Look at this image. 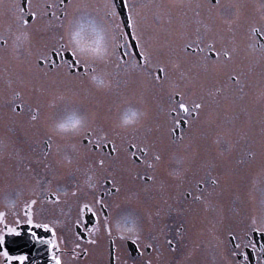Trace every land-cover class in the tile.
Masks as SVG:
<instances>
[{"label":"rangeland","instance_id":"374dc122","mask_svg":"<svg viewBox=\"0 0 264 264\" xmlns=\"http://www.w3.org/2000/svg\"><path fill=\"white\" fill-rule=\"evenodd\" d=\"M32 1L34 3L37 2V0ZM124 1L125 4L136 3L137 9L143 18L144 37L145 39L151 38V42L159 49L161 54L167 52L170 42L182 45L185 39L193 38L195 29L198 27L201 33H203L206 26H210L214 31L219 30L218 34L223 36L226 43L235 37L236 41L240 44L241 52L236 57L234 67L236 71L242 73L241 86L243 92L237 91V86L228 83V70L204 79V90L201 92L199 88L197 89L198 94L205 95L208 104L206 112L201 117V122L197 126L198 130L201 131L197 139L199 146L194 147L191 154L190 150H188L187 156L188 158L189 156L193 157V165H189L190 167L187 169L183 166L184 171H180V169L177 171V186L172 190L175 192L174 195L179 199L184 195L185 191L191 190L189 189L191 188L190 186H185L187 183H191V181H188L189 179L196 186L197 180L210 178L209 174H212L213 171L221 174V167L217 168V164H214L215 161L211 159L212 157L219 158L222 156V163H220L222 164L221 172L228 174V181L226 184L222 183L219 187L210 188L211 190H216V193H219L222 188V242L226 241L225 239L229 237V232L233 230H235L239 237H243V231L239 227L241 221L251 215L259 216L264 211V156L261 155L259 148V142L262 138L261 129L264 128V59H261L259 45L262 43L259 37L261 36L264 40V32H259L252 37L248 36L250 25L255 24L257 27H260L264 23V21H261V16L264 15V0H222V4L225 7L219 10L220 16L213 19H209L206 7L196 9L195 7L180 6L181 3L187 4L189 2L193 5L196 3L206 4L207 0ZM40 2H43V0H40ZM50 2H56V0H50ZM12 4L15 5V0H0V38L6 39L8 42L4 46L0 45V98L2 99L0 115L6 116L9 110H11L13 104H9L6 100L12 97V94H24L23 100L19 102L23 101L26 108L34 106L32 96L34 86L42 87L44 90L42 99L45 101V104L42 107L41 114L43 111L50 110L51 115L56 117L63 109L64 102L56 101L55 106L48 107L47 101L53 100L56 96L63 94L68 98L66 102L78 108L81 113L84 110H82L83 106L79 100L83 104L85 102L90 103L94 109L99 110L101 108V111H107L111 107V104H113L112 106L115 109L117 108L115 105L121 104L124 99L132 100L130 101L131 106L139 108L140 101L143 99L151 105L153 115H155L156 104L160 96L159 91L150 90V88L145 89L142 77L131 69H125L124 73L117 72L116 63L114 64L116 71L113 76L109 74L110 66L108 63L104 62L103 65L89 63V66L94 69V66L104 67L109 75L108 79L110 78L109 85L113 84L111 93L114 94H112V97L110 95L100 96L105 97L104 100L95 96L92 100V95L93 93L109 94L110 88L109 91H102L91 84L80 87L76 81L80 79L78 75L69 76L67 72L55 70L54 73L49 72L48 75L43 76L35 64L36 54L41 50H48L55 45H59L61 41L60 36L63 34L62 29L46 27V21H41L40 24L34 23V38L31 41V49L33 55L35 54L34 62L32 60L34 72H31L32 69L29 65L22 66L20 63V71L23 72L21 74H24V78H21L22 75H18V68H12V62L10 63L9 58L10 50L13 47V42L11 45V40L13 41L11 30L14 28V10ZM73 4L79 5V8L68 9L70 14L69 20L73 17H80L87 24L91 20L104 24L106 19L105 13L108 11L105 6L115 3L113 0H73ZM57 11L59 13V10ZM197 11L200 12L198 17L195 14ZM115 12L116 16L112 22L118 23L121 30H123L116 6ZM224 20H232L233 23L228 25L223 23ZM185 30L188 36L185 39H181L180 34L185 32ZM246 44H252L254 47L247 48ZM12 69H16L15 75L12 74ZM173 75L179 79L178 73H173ZM123 77L128 79L125 82L126 84H123ZM25 78H30V80H26ZM218 87L223 89L221 94L217 96L208 95L209 92H213ZM142 93L143 96L141 95ZM224 97H227V100ZM91 102L94 103L92 104ZM102 103L104 106H102ZM0 121H2L0 122V126H4V130L6 131L4 135H6L5 141L9 147L8 151L12 155H15L19 140L14 137L11 129L14 124L13 120L9 117H3ZM104 125H107L109 131H101L107 132L111 138L113 134L116 136L123 135L124 137H121L123 140H128L133 136L140 138L147 135L148 132L146 127L120 129L115 126V123L111 124L108 121ZM50 135L53 137L50 140L53 145V148L50 150V156L52 157L56 156L59 158L66 156L65 153H59V151H66V148L71 147L70 145L77 144L80 141V137H74L75 140L71 139L69 142L67 138H62L52 133ZM150 135L154 134L151 133ZM66 140L67 142H65ZM183 149L185 150V148ZM182 151V148L177 147L166 149L161 165L166 160H170V168H167L169 174L174 172L172 169L176 163L175 157L179 156L176 153H181ZM250 151L254 152L255 155L249 156L248 153ZM54 163L55 161L52 160L50 164L52 170L55 167ZM11 168L8 163L0 165V189L12 187V177H16V174L14 175V171ZM186 170L189 171L185 173ZM182 173H185V175ZM36 176L35 172V175H33V178L35 177L34 180H36ZM158 177L159 174L157 177L155 176L154 181ZM186 177L191 178L188 179ZM128 179L131 181L129 184L131 187L129 193L126 195H134L133 189H137L142 197L139 201L140 204L147 206L161 204V200H164L166 195L170 196L171 190H168V194L165 193V191L161 190L159 184H154V181L150 185L142 184L140 187L136 186L137 181L132 180L133 176L131 172L128 174ZM133 183L135 184L133 185ZM182 204L183 202L179 203L181 206ZM204 206L205 204L202 203L195 205L194 222L197 223L200 220L199 216L205 208ZM200 227H203L202 236L205 237H217L218 230H220L212 224L209 226L202 224Z\"/></svg>","mask_w":264,"mask_h":264},{"label":"snow or ice","instance_id":"6c2138e0","mask_svg":"<svg viewBox=\"0 0 264 264\" xmlns=\"http://www.w3.org/2000/svg\"><path fill=\"white\" fill-rule=\"evenodd\" d=\"M27 9L20 5H16V20L21 30V35L24 41L31 45L32 31L29 19L35 24H40L41 21H46V27L62 29L63 34L60 36V40L63 41L64 30L69 22V8H79V5L73 4V0H56V2H50V0H37L33 3L32 0H26ZM129 9L127 17L126 27L131 28L132 32L129 34L121 30L118 23L112 22L116 16L115 4H108L105 7L108 11L105 13L106 19L104 25L106 29L110 31L112 37V52L111 57L116 58V67L119 68L121 64L125 65L126 69H131L133 72L138 73L143 80L145 89L152 88L158 89L160 96L156 104V112L153 115L152 107L146 101L141 99L140 107L143 114V119L135 126L139 128H147L149 133L154 135H145L141 138L133 136L127 140L126 145L122 148L117 140L111 138L107 132L100 131L92 127L88 123L75 137H80L82 155L86 158H90L89 169L96 167L104 169L106 164L112 169L108 176L104 177V183L110 185L105 191L97 194V189L101 187L98 183H89L88 187L91 189V198L87 195L81 197V189L75 186L74 189L69 192L66 188L57 187L55 191H49L47 197V203L52 205L53 208H60L61 215L68 217L67 221H60L56 219L53 221L55 227L50 226L48 222H34L33 209L37 205L38 201L32 199L26 203L25 217L26 223L33 228H40L50 233V238L45 242L48 245L50 251L51 264H65L63 260V249L61 245L67 247L69 243L72 244V248L69 250L73 254L75 260L79 255H87L89 250L94 248L98 244V236L101 232L107 235L111 242L115 244L116 240L113 238L112 225L110 223V217L106 213V209L109 204L105 201V196L115 195L120 193L121 187L118 185L116 179V172L119 167L128 165L130 171H134L135 175L133 179L144 182L154 181L155 171L164 160V153L167 147L171 145H182L185 148L191 147L193 142L197 139L198 124L201 122V117L205 114L208 107L205 95L198 94L199 88L202 92L204 90V79L208 76L217 75L221 72L228 70L227 81L230 85L237 86V91L243 92L241 86L242 73L236 71L234 62L237 55L241 52L240 44L236 41L235 37L231 38L227 43L224 41L223 36H220L219 30L214 31L212 27L206 26L203 33L200 28L195 29L194 37L191 39H185L188 36L187 31L180 34L181 39H185L182 45H176L174 42H170L167 52L161 54L159 49L151 42V38L145 39L144 37V24L143 18L137 9L135 2L125 5ZM175 6V5H174ZM182 7H195L200 9L206 7L209 13V19L218 18L220 16V9L224 8L222 0H207L206 4L196 3L193 5L191 2L184 4ZM235 6V5H233ZM59 10V13L58 11ZM196 16L200 15L197 11ZM261 21H264V15L261 16ZM67 22V23H66ZM223 23L231 25L232 20H224ZM81 30L84 25L81 24ZM88 28L95 35L94 44L95 47L91 48L94 53H101V44L104 40V29L98 27L95 20H91L88 23ZM259 32H264V23L260 27L255 24L249 26L248 36L252 37ZM79 35V33H76ZM129 35L135 40L134 45L128 43ZM19 39V37H17ZM121 41L123 43H121ZM0 43L7 44V40L0 38ZM61 48L70 47L65 44H60ZM128 47H134L140 49L139 53H131L132 56H139V60L128 61L124 57L130 54L127 51L121 52L119 56L116 55L117 51L121 48L127 49ZM247 48H253L254 45L246 44ZM16 51L14 45L13 48ZM71 50V49H70ZM261 59H264V44L259 45ZM29 56L32 55L31 47L27 49ZM73 56H77V53L73 50ZM59 55V52L55 48L48 49L47 51H39L35 57V64L38 69H43L44 65L49 60V55ZM87 64V62H85ZM53 66L55 61L52 62ZM94 71V69H93ZM173 73L179 74L177 79ZM46 75V73H45ZM42 87H33V100L34 106L29 107L30 121L35 124L41 118L42 107L45 101L42 99L43 94ZM223 92L221 88H215L213 92H209L208 95L217 96ZM17 97L19 93L15 94ZM143 96V93L141 94ZM68 98L63 94L56 96L53 100L47 101V106L51 107L56 101H66ZM227 100V97H224ZM12 112L19 114L24 110L23 102L20 104H13ZM136 115L132 112V116ZM68 123H62L61 129L68 127L76 128L80 121L74 116L69 114L66 117ZM262 138L259 142V148L261 155L264 156V128L261 129ZM46 142L48 150L53 148L50 142ZM86 141V143H84ZM107 150L106 154L103 150ZM94 153H102L101 155L92 158ZM249 156H254L255 153L250 151ZM48 152H45V158H47ZM147 168L152 171L153 174L141 173L138 169ZM109 176L111 179H109ZM91 180V176H89ZM228 181V174L221 173L211 177L210 181L197 180L196 185L198 191L202 194L195 197L200 201L205 199L204 187L210 183L213 187H219L222 183L226 184ZM39 183V182H37ZM213 193H207V196H211ZM190 195V193H189ZM71 196L75 201V214H72V207L68 205L67 197ZM62 205L68 206V211L65 212ZM91 214L96 217L95 222L91 227L84 222V218ZM102 217V218H101ZM6 214L0 211V224H4ZM19 223V221H17ZM240 230L243 231V247L251 248L253 252H257V245L251 236L260 234L264 238V211L259 216L251 215L246 217L240 224ZM81 229L88 233L84 243L81 244L80 237L82 236ZM128 231H132L129 229ZM142 229H139L133 235L121 234L118 238L120 240L131 239L133 243H142L145 249H156V237L149 234L148 236H142ZM19 231L16 227H6L5 231H0V246L4 245L6 235H19ZM33 237H36L35 233H32ZM229 238L231 241H235L240 237L236 234L235 230L229 232ZM167 244L175 251V246L171 240H167ZM237 251H233L231 255L243 256V264H247L248 256L243 252L238 251L241 248V244L234 245ZM80 249V252L76 250ZM259 254L256 256V264H264V245L259 248ZM111 255V254H110ZM0 256L4 257L8 264H12L13 261L24 264L27 259L26 256L10 255L7 250L0 251ZM151 264V262H149ZM239 264V262H238Z\"/></svg>","mask_w":264,"mask_h":264},{"label":"flooded vegetation","instance_id":"af4514ba","mask_svg":"<svg viewBox=\"0 0 264 264\" xmlns=\"http://www.w3.org/2000/svg\"><path fill=\"white\" fill-rule=\"evenodd\" d=\"M123 2L125 3L124 0ZM16 5H20L26 9L28 6L26 0H15V5H13L14 28L11 30V35L12 37H16V39L19 37V39H17L18 43L15 44L16 51L13 50L14 42L11 40V45L13 42V47L12 50H10L11 56L9 54V58L10 63L12 62V68L17 67L19 71L18 75H22L23 77L21 76V78H24V74H21L23 72L20 71L19 64L21 63L22 66L29 65L32 69L31 72L33 73L34 64H32V60L34 59L35 54L33 55L32 49V55L29 56L28 54L27 49L29 47L32 48V44L28 45L21 35V30L16 20ZM29 23L31 25L32 41L34 38V22L29 19ZM259 40L264 44V40L261 36L259 37ZM130 41V38H128V43L132 45ZM61 43L64 42L60 41V44ZM121 43L123 42L121 41ZM60 44L53 47L59 52V55H49L48 62L44 65L42 70L39 69L41 74L45 76V73L48 75L49 72L54 73L55 70H62L64 73L67 72L69 76L78 75L80 76V79H77L80 81H76L80 87H85V85L90 84L89 77L91 75L100 74L104 77L107 84L106 88H101L100 90L109 91L110 88V93L105 95L103 93H93L92 100L94 99V96L101 98L102 100H104L105 97L100 96L110 95V97H112V94H114L111 93L113 84L111 83V85H109L110 78L108 79L109 75L107 70L104 67L100 68L96 66H94V69L89 66V63L86 64L80 57L73 56L72 51L69 48H61ZM0 45L4 46L2 43H0ZM43 51H47V49ZM124 51H127L130 54L129 56L124 57L125 60H138V55H131V53L135 52L134 47H128L127 49L121 48L117 51L116 55L119 56L120 53ZM138 51L140 50L138 49ZM53 61H55L54 66L52 64ZM106 63L110 66L109 74L112 76L115 75L116 70L117 72H125L126 67L123 64L115 70V56L111 57ZM98 64L103 65V63ZM12 74H16V69H12ZM26 80H30V78H27ZM127 80L126 77H123V84H126L125 82ZM150 90L157 91L158 89L150 88ZM23 97L24 94H20L18 97L15 94H12V97L7 99L6 102L11 105L20 104L23 101H19L23 100ZM79 101L83 106V113L88 116L89 123L91 125L94 124L92 127L100 132L101 130L109 131L107 125L105 126L104 123H107V121L111 124L115 123L119 113L128 106H131L130 101L132 100H122L121 104L115 105L117 106L115 109L112 106L113 104H111V107L107 111H101V108L99 110L94 109L90 103L85 102L83 104L81 100ZM91 103L93 104L94 102ZM1 105L2 99L0 98V106ZM102 106H104L103 103ZM30 115L29 108H26L25 106L24 110L19 112V114L9 110V113L6 116L0 115V120L3 117H9L13 120L14 124L11 129L14 133V137L19 140V145L16 147V153L15 155H12L8 151L9 147L5 141L6 135H4V133L6 131L4 130V126H0V165L8 163L14 171V175L16 174V177H12V187L0 189V211H3L6 214L4 224H0V231H5L6 233V227H16L20 233L19 235H6L4 245L0 246V251L7 250L9 254L13 256H26L27 259L24 264H51L50 251L45 242L50 238V233L40 228H33L26 223V203L30 202L32 199L38 201L33 209L34 222H48L50 223V226L55 227V224L53 223L54 220L59 219L64 222L67 221L68 217L61 215L60 208L54 209L52 205L46 202L49 191H55L59 186L66 188L71 192L75 186H78L81 189V197L83 198L87 195L90 199L91 189L88 187L89 183L95 184L99 182L101 187L97 189V194L105 191L110 185L104 183V177L108 176L112 169L107 164L104 169L98 167L89 169L88 165L91 162V159L82 155L83 150L80 141L77 142V144L70 145V148H66L68 151H59V153H65L66 156L59 158L56 156H50V150L47 149L46 142H49V137H53L50 135L51 133H49V129L46 128H49L51 120L55 117L51 115L50 110L43 111L41 118L36 125V123L33 124V122L30 121ZM150 134L151 133L147 132V135L151 136ZM200 134L201 131L198 130L197 139ZM121 137L124 136H116L115 134L112 136V138L116 139L117 143L123 148L126 145L127 140H123ZM66 138L69 139V142L71 139L75 140L74 137ZM197 139L189 148H185L182 145H171L167 147L169 149L177 147L182 148L183 150L181 153H176V155L179 156L175 157L176 163L172 169L174 174L168 173L167 168H170V160H166L163 165L158 166L155 171L154 175L156 177L159 174V177L154 181L155 183L151 181L145 184L144 182L141 183V181L132 179L133 181H137L136 186L139 187L142 184L150 185L154 183L159 184L161 190L165 191V193H167L168 190H171L170 196L166 195V198H164V200L162 199L163 201L161 200V204L148 206L140 204L139 201L142 197L137 189H133L135 196L132 194L128 196L126 195L129 193L131 187L129 186L131 181L128 179V174L131 172L133 177L135 175L134 171L129 170L130 166L128 165L119 167L116 172V179L118 185L121 187L120 193L105 196V201L109 204V207L105 211L110 217V223L114 218L120 216L124 217V222L127 224L138 223L139 227L143 230L142 236H148L151 234L156 237V249H145L142 243L138 246V244L133 243L131 239L120 240L118 237L121 233L116 232L112 228L113 238L116 240L115 244L111 242L107 235L101 232L98 236V244L90 249L87 255L81 254L75 260L73 259V254L69 251L72 248V244L69 243L67 247L61 245V248L63 249L62 258L65 261V264H149V262H151V264H238V262L239 264H243V256L237 255L233 257L231 255L233 251H237L234 247L237 243L241 244V248L238 251L243 252L248 256L247 264H256V256L259 254L258 250L261 245H264V238H262L260 234L257 233L250 237L257 245V252H253L251 248L246 249L243 247V237H240L235 241H231L230 238L227 237L225 239L226 241L222 242V188L219 193H216V190L210 189L216 188L210 183L202 185L205 189L204 195L206 198L198 201L195 197L202 193L198 191L197 185L195 186L192 180L189 179L191 177H186L191 183H187L185 186H190L191 188L189 189L191 190L185 191L184 195L179 199L174 195L175 192H173L172 189H175L177 186V171L179 169L180 171H184L183 166L187 169L193 165V157L189 156L188 158L187 152L190 150L191 154L192 149L199 146ZM65 142H67V140ZM84 143H86V141H84ZM183 148H185V150ZM45 152H48L47 158H45ZM103 152L106 154L107 150L105 149ZM101 154L102 153H94L92 158ZM52 160L55 161V167L53 170L50 165ZM211 160L215 161L214 164H217V168L221 167L222 171V164H220L222 163V156L219 158L212 157ZM138 171L142 174H153L152 171L147 168H141L138 169ZM188 171L189 170H186L185 173ZM221 171L220 173H222ZM35 172L37 174L36 180H34L35 177L33 178ZM185 173L182 174L185 175ZM215 175L218 174L213 171L212 174H209V177ZM89 176H91V180H89ZM211 177L204 181H210ZM109 179H111L110 176ZM134 184L135 183H133V185ZM209 192L213 194L207 196V193ZM6 199L14 200V207L6 208L3 203ZM66 199L68 205L72 207V214L74 215L76 201L71 196ZM180 201L183 202V207L179 205V203L181 204ZM200 203L205 204V208L199 216L200 220L196 223L194 222L195 220H193L194 207ZM61 207L64 208L65 212L68 211V206L62 205ZM95 219L96 217L89 214L84 218V222L91 227L95 222ZM17 221H19V223H17ZM199 224H206L208 226L212 224L214 227L220 229L218 230V236H202L203 227H200ZM81 232L83 234L80 237V241L81 244H83L88 233L83 229H81ZM32 233H35L36 237H39L40 239L34 238ZM167 240L172 241V244L175 246V251H172V248L169 247ZM76 251L80 252V249H77ZM0 264H8V262L4 257L0 256ZM12 264H19V262L13 261Z\"/></svg>","mask_w":264,"mask_h":264},{"label":"clouds","instance_id":"9594fccd","mask_svg":"<svg viewBox=\"0 0 264 264\" xmlns=\"http://www.w3.org/2000/svg\"><path fill=\"white\" fill-rule=\"evenodd\" d=\"M81 24L84 25L83 30H81ZM98 27L104 29L103 35L104 40L101 44L102 52L94 53L91 51V48L95 47L93 43L95 40V35L88 28V24L85 23L80 17H73L69 20L65 30L63 41L67 44L71 50L77 53V56L80 57L87 63H104L111 58L112 52V37L110 31L106 29L104 24L97 22ZM79 33V35H76ZM14 45L18 43L16 37H13ZM89 82L94 87L101 89L106 88L107 84L104 77L100 74H93L89 77ZM64 102L63 109L56 115V117L51 120L49 124V131L56 136L66 138V137H75L80 132L87 127L89 123L88 116L84 113H81L78 108L73 106L71 103ZM53 103L52 106H55ZM132 112H135L136 115L133 117ZM71 114L74 115L80 123L76 128L68 127L66 129H61L60 125L62 123H68L66 117ZM143 119V114L139 108L128 106L122 110L116 121L115 126L120 129H128L135 127ZM6 208L14 207L15 201L6 199L3 201ZM112 228L121 234L133 235L139 229L138 223L127 224L124 222V217H116L111 221ZM132 229V231H128Z\"/></svg>","mask_w":264,"mask_h":264},{"label":"water","instance_id":"95a60500","mask_svg":"<svg viewBox=\"0 0 264 264\" xmlns=\"http://www.w3.org/2000/svg\"><path fill=\"white\" fill-rule=\"evenodd\" d=\"M115 2H116V5L118 7V11L120 13V16H121V19L123 21V24H124V26L126 28V31H127V33L130 34V29L128 27H126V25H127V15H126V11H125V8H124L123 0H115ZM131 43H132V45L135 44L132 39H131ZM134 51H135V53H138L137 48H134ZM138 58H139V56H138Z\"/></svg>","mask_w":264,"mask_h":264}]
</instances>
